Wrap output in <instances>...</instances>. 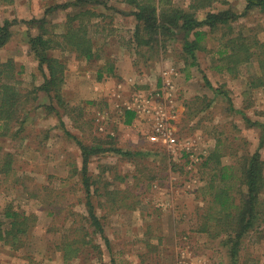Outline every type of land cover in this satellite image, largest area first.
<instances>
[{"label": "rangeland", "instance_id": "374dc122", "mask_svg": "<svg viewBox=\"0 0 264 264\" xmlns=\"http://www.w3.org/2000/svg\"><path fill=\"white\" fill-rule=\"evenodd\" d=\"M73 1L0 0V25L10 22L12 33L0 48V86L10 82L23 96L7 133L0 121V229L9 228L5 210L37 216L20 248L0 240V264H231L221 237L210 239L194 231L199 207L206 205L203 187L215 166L213 160L207 167L202 162L213 151L220 155L221 165L236 164L241 156L256 151L264 161L260 65L254 56L249 63L229 67L219 54L228 47V38L241 34L251 51L259 55L262 51L264 57V48L255 47L264 43V13H244V0H212L211 8H200L196 15L200 19L208 9L242 16L231 23L232 31L229 25L211 34L203 27L206 36L191 65L192 58L182 55L174 39L165 43L166 50L158 43L157 51L144 47L137 52L136 20L125 0H94L81 7L49 10ZM171 1L186 8L195 0ZM89 8L95 16L87 15L83 21L94 58L87 61L60 49L47 52L66 65L64 104L54 102L63 124L47 108L45 93L37 90L43 78L29 40L39 33L54 38L63 32L68 14ZM139 93L146 97L141 107L175 113L168 116V125L194 154H172L150 142L155 114L142 112L131 124L123 122L127 106ZM81 145L109 149L90 155L88 173L111 178L112 191L129 190L128 202L135 209L123 207L112 213L111 207L104 209L94 201L98 215L109 212L103 226L109 243L98 233L94 242L101 254L91 248L87 255L64 261L57 245L85 207L75 173L82 167ZM115 148L143 154L121 155ZM194 155H200L196 163ZM139 170L160 178L139 182ZM70 210L75 216L68 214ZM236 264H264V239L246 237Z\"/></svg>", "mask_w": 264, "mask_h": 264}, {"label": "trees", "instance_id": "16d2710c", "mask_svg": "<svg viewBox=\"0 0 264 264\" xmlns=\"http://www.w3.org/2000/svg\"><path fill=\"white\" fill-rule=\"evenodd\" d=\"M132 6L131 14L136 20L133 39L137 46V52L141 48L156 49L158 43L161 49H165V43L174 39L181 45V53L192 58L191 65L196 61V52L201 47L200 43L206 36L203 27L208 28L209 33H217L224 26L232 29V22L241 18V14L232 10L212 12L208 9L205 17L198 18L197 12L200 8H211L212 0H195L186 7L175 6L171 0H125ZM124 1V2H125ZM244 13L251 10H259L264 13V0H244ZM97 2L94 0H75L64 5L50 7V11L71 6H83ZM99 2V1H98ZM102 4V3H101ZM93 8L82 10L74 15L68 14L64 22V30L57 36L46 37V33H39L29 40L31 51L38 61V68L42 74V83L37 87L38 91L45 93L49 99L48 109L55 112L56 116L64 124L62 115L55 109L54 102L64 104L61 93L66 77V65L59 58L48 56L49 50L60 49L63 52H75L77 58L91 60L96 55L92 40L87 34V25L84 21L87 15H94ZM44 23V21H42ZM95 25V24H93ZM11 23L5 21L0 25V48H2L11 38ZM232 31V30H231ZM225 32H223L224 35ZM193 35V38H190ZM222 35V36H223ZM243 35L230 37L227 39L225 49L219 54L225 56L227 64L249 63L252 57L260 65L262 77L264 76V57L262 51L260 55L251 51L250 45L245 42ZM57 39H61L57 40ZM257 49L264 48V43H256ZM3 66L2 64L0 67ZM2 71V70H1ZM101 74H99V78ZM260 77L259 86H264V80ZM14 77H11L13 79ZM10 79V80H11ZM210 86V82L207 81ZM22 95L6 82L0 86V121L4 126V133H7L8 125L15 118ZM27 99H25L26 101ZM136 113L132 110L125 111V124H131ZM24 122V120L22 121ZM108 139H112L109 135ZM82 167L79 172V182L84 193V212L80 218L74 219L69 226L67 233H64L62 241L57 248L62 252L64 261L77 258L80 253L88 254L89 249L95 248L101 254L100 245L94 242L95 235L101 234L108 244L107 237L104 236V222L109 212H115L123 207L133 211L135 207L129 204V190L112 191V179L103 177L102 174L91 176L88 173V160L91 154L105 152L109 149L99 147L91 148L81 145ZM121 155H141L120 149L113 151ZM220 155L213 151L203 162L202 166H209L213 160L215 166L212 167L213 174L207 184L203 187V200L206 205L199 207L197 212V228L194 230L198 234H204L210 239L222 238V244L228 247L231 264L238 262L243 247V240L249 235H254L258 240L264 239V161L261 154L256 151L252 155H243L236 164L221 165ZM6 164V163H5ZM7 166V164H6ZM141 174L137 178L139 182L143 178L149 180L156 179L157 174ZM114 178H117L114 176ZM160 178V177H159ZM78 182V185H79ZM94 201L97 205L110 208L107 213L98 215ZM53 203V202H52ZM51 203V204H52ZM202 210V213H201ZM61 209L58 211V213ZM69 215L75 216L73 211H68ZM52 214V213H51ZM4 219L8 221L9 228L0 229V240L9 244L11 248H20L23 243V236H27L32 231L37 220L35 214L27 215L12 209L5 210ZM86 225H84V223ZM148 228V225L146 226ZM160 244V240L158 239Z\"/></svg>", "mask_w": 264, "mask_h": 264}, {"label": "built area", "instance_id": "2783aa9c", "mask_svg": "<svg viewBox=\"0 0 264 264\" xmlns=\"http://www.w3.org/2000/svg\"><path fill=\"white\" fill-rule=\"evenodd\" d=\"M167 74L166 72L164 73ZM172 89V86H170ZM146 100V97L141 93L136 94L132 98V105L127 106V110H132L138 115H144L143 113H148L147 115L155 114V123L153 133L149 135L148 139L152 143L159 144L160 146L166 148L172 154H176L178 152H188L187 154L190 156L193 153L188 143H181L180 140L175 137L174 131L168 125V116H174L175 113L167 114L162 109H146L145 107H141V104ZM174 111V110H173ZM171 116V117H172ZM183 150V151H182ZM195 156V155H194ZM197 156V157H196ZM192 162L196 163L200 160V155H196Z\"/></svg>", "mask_w": 264, "mask_h": 264}, {"label": "crops", "instance_id": "0c3cea01", "mask_svg": "<svg viewBox=\"0 0 264 264\" xmlns=\"http://www.w3.org/2000/svg\"><path fill=\"white\" fill-rule=\"evenodd\" d=\"M124 78H126V77H124Z\"/></svg>", "mask_w": 264, "mask_h": 264}]
</instances>
